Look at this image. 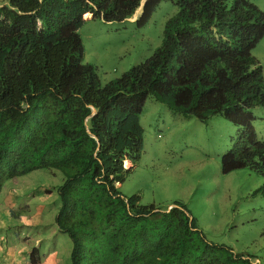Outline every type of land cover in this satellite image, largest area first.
<instances>
[{
  "label": "trees",
  "instance_id": "trees-1",
  "mask_svg": "<svg viewBox=\"0 0 264 264\" xmlns=\"http://www.w3.org/2000/svg\"><path fill=\"white\" fill-rule=\"evenodd\" d=\"M142 2H0V195L10 180L60 171L56 220L72 241L71 264H257L211 242L185 205L144 207L119 187L141 160L149 97L185 118L221 116L239 128L221 171L264 178V141L253 126V110L264 108L263 68L253 55L264 12L251 0H147L140 27L164 2L178 14L149 59L103 85L84 63L85 19L123 22Z\"/></svg>",
  "mask_w": 264,
  "mask_h": 264
},
{
  "label": "rangeland",
  "instance_id": "rangeland-1",
  "mask_svg": "<svg viewBox=\"0 0 264 264\" xmlns=\"http://www.w3.org/2000/svg\"><path fill=\"white\" fill-rule=\"evenodd\" d=\"M0 2L8 5L10 0ZM251 2L264 12V0ZM178 11L172 2H164L143 27L136 22L142 7L133 20L119 23L92 19L90 15L80 30L84 63L97 69L103 85L120 78L149 59L162 45L165 26ZM253 55L264 74V39ZM253 114L257 137L264 141V108L254 109ZM141 124L144 129L141 160L126 176L120 191L128 197L139 195L140 205L144 207L166 209L175 203L185 205L211 242L229 246L236 254L264 264V178L249 169L228 175L221 171L222 157L234 148L240 136L239 128L221 116L206 122L185 118L153 97L146 102ZM130 166L125 163L126 169ZM23 177L30 181L37 198L46 196L44 187L52 186L54 194L44 202L52 206L47 214L57 217L58 188L64 180L63 174L49 168ZM34 199H31V212L40 203ZM45 236L41 250L53 241L52 236L49 239ZM66 237L72 250V241L68 234ZM70 255L71 252L66 264H71Z\"/></svg>",
  "mask_w": 264,
  "mask_h": 264
},
{
  "label": "crops",
  "instance_id": "crops-1",
  "mask_svg": "<svg viewBox=\"0 0 264 264\" xmlns=\"http://www.w3.org/2000/svg\"><path fill=\"white\" fill-rule=\"evenodd\" d=\"M23 178L6 182L0 195V264H66L71 252L67 234L59 230L57 217L47 214L52 206L44 202L53 196L52 186L44 187L46 196L37 198L30 181ZM32 198L40 203L31 212ZM43 236H52L53 241L41 250ZM34 249L36 261L32 257Z\"/></svg>",
  "mask_w": 264,
  "mask_h": 264
},
{
  "label": "clouds",
  "instance_id": "clouds-1",
  "mask_svg": "<svg viewBox=\"0 0 264 264\" xmlns=\"http://www.w3.org/2000/svg\"><path fill=\"white\" fill-rule=\"evenodd\" d=\"M143 1H144V4H145L147 0H146V1L143 0ZM142 3H143V2H142ZM143 6H144V5L141 4L142 11H143ZM141 7H140V8H141ZM140 8H139V9H140ZM136 14H137V13H136ZM136 14H135V15H136ZM90 15H92V14L90 13ZM133 18H134V17H133ZM133 18H132L131 20H133ZM84 19H85V18H84ZM92 19H93V15H92ZM85 20H86V19H85ZM90 20H91V19H90ZM86 21H88V20H86ZM129 164H130V163H129ZM130 165H131V164H130ZM130 169H131V166H130ZM130 169H127V170H130ZM171 207H172V206L170 205V207H168V209H170Z\"/></svg>",
  "mask_w": 264,
  "mask_h": 264
}]
</instances>
